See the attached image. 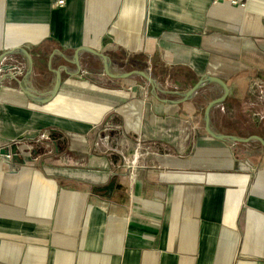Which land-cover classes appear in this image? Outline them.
Segmentation results:
<instances>
[{
	"label": "crops",
	"instance_id": "0c3cea01",
	"mask_svg": "<svg viewBox=\"0 0 264 264\" xmlns=\"http://www.w3.org/2000/svg\"><path fill=\"white\" fill-rule=\"evenodd\" d=\"M0 0V147L22 133V164L0 157V264H227L222 140L205 109L222 95L216 0ZM77 80L49 92L78 47ZM40 66H43L39 69ZM14 75V77L12 76ZM222 132V103L211 111ZM53 135L54 138H50Z\"/></svg>",
	"mask_w": 264,
	"mask_h": 264
},
{
	"label": "water",
	"instance_id": "95a60500",
	"mask_svg": "<svg viewBox=\"0 0 264 264\" xmlns=\"http://www.w3.org/2000/svg\"><path fill=\"white\" fill-rule=\"evenodd\" d=\"M84 52H95L98 53L101 56V59H103V70L105 72V74L108 77L111 78H115V79H122L123 77H127L130 76L132 74H142L144 75L152 84V86H156V82L155 79L151 78L147 73L141 71V70H134V71H130V72H123V74H112V73H107L106 68H107V62L108 59L106 57V54L103 50H101L99 47L93 46V47H88V46H82V47H78V49H74L73 51H71L70 53L66 54L63 57V60L61 63H59L58 67H64L65 68L68 66L69 68L71 67L72 64L76 65V69L72 72H68L65 73L63 70L58 69V71H56V78H55V83L54 86L50 89L49 92H42V91H38V90H33L30 87H28L24 81H19V86L21 87V89L23 90V92H25V94L27 95V97L35 104H43V103H47L50 100H52L54 98V96L58 93V90L61 86V82L64 78L69 79V80H77L79 79V77H81V73H82V64H81V60L76 59V57H78L79 54L84 53ZM14 53H20V54H25V56H27L28 58L31 57V54L29 53V51L26 48H22V47H16V48H12L9 49L7 51L4 52V54L0 55V70L3 72V76L6 75V70L5 68L3 69L2 64L3 61L6 57L14 54ZM43 66H40V68H42ZM12 76L14 77V75L12 74ZM5 80V78L3 77L0 80V84ZM216 82L219 85H221V78L216 77V76H204L203 78H201L197 84L194 85V87H192L191 89H189L188 91L184 92L183 94H180V96L182 97L181 101L187 100L189 98H191L196 92H198L199 89H201L202 87H204L205 84L207 83H213ZM156 88V87H155ZM222 103V95L217 96L215 98L212 99L211 102H209V104L207 105L206 109H205V126H206V130H208L209 134L213 137V138H217L222 140V132H218L216 130H213L212 126H211V111L214 108V106L216 104ZM39 131H36V133H22L21 135H19L20 137H18V139L10 144H7L3 147H0V157L4 158V163L3 166L8 170L11 169H16V166L14 164H22V162H25L26 159L23 158V152L20 150V144L22 143V141L26 140V139H36V137H38L39 135ZM50 138H54L53 135H51Z\"/></svg>",
	"mask_w": 264,
	"mask_h": 264
},
{
	"label": "built area",
	"instance_id": "2783aa9c",
	"mask_svg": "<svg viewBox=\"0 0 264 264\" xmlns=\"http://www.w3.org/2000/svg\"><path fill=\"white\" fill-rule=\"evenodd\" d=\"M59 1V4L62 6V5H64L65 4V0H58ZM216 2H218V0H216Z\"/></svg>",
	"mask_w": 264,
	"mask_h": 264
}]
</instances>
